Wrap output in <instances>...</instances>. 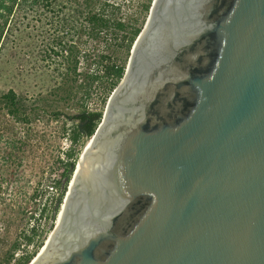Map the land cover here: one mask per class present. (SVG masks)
Instances as JSON below:
<instances>
[{
  "label": "water",
  "instance_id": "95a60500",
  "mask_svg": "<svg viewBox=\"0 0 264 264\" xmlns=\"http://www.w3.org/2000/svg\"><path fill=\"white\" fill-rule=\"evenodd\" d=\"M90 139L29 264H264V0H153Z\"/></svg>",
  "mask_w": 264,
  "mask_h": 264
},
{
  "label": "rangeland",
  "instance_id": "374dc122",
  "mask_svg": "<svg viewBox=\"0 0 264 264\" xmlns=\"http://www.w3.org/2000/svg\"><path fill=\"white\" fill-rule=\"evenodd\" d=\"M112 2L115 7L107 10L116 20L126 21L128 28L145 26L150 10L143 6L148 0ZM34 23L35 19L20 17L8 24L13 32L0 39V95L12 89L38 102L32 122L16 124L8 117L9 128L0 127V155L6 146H23L22 163L0 174V264H18L41 241L37 254L44 246L57 221L58 214L53 220L52 210L59 192L53 186L60 179L66 152L79 151V159L86 141L85 137L80 143L71 141L72 129L78 124L73 116L82 108L104 113L111 96L104 93L109 81L106 67L123 62L127 67L130 57L121 40L125 31L110 28L93 36L85 25L77 34L36 35ZM61 37L74 53L71 58L59 53ZM75 60L77 76L72 72ZM91 75L99 79L92 82L87 78ZM53 112H60V117L54 118ZM28 238H33L31 244Z\"/></svg>",
  "mask_w": 264,
  "mask_h": 264
},
{
  "label": "trees",
  "instance_id": "16d2710c",
  "mask_svg": "<svg viewBox=\"0 0 264 264\" xmlns=\"http://www.w3.org/2000/svg\"><path fill=\"white\" fill-rule=\"evenodd\" d=\"M153 0H148V3L143 6L145 11L150 10ZM115 3L112 0H0V39L6 36L8 33H12L9 23L14 24L20 17L26 18L31 21L36 20L34 23L33 31L36 35H44L51 33L56 36L66 34H77L83 26L87 25L90 34L93 36L100 35L104 31L110 28H114L118 31H125L122 37V43L125 47L126 55L130 56L131 49L138 35L142 31V26H131L128 28L126 21L116 20L112 13L108 12V8H114ZM26 29V28H25ZM25 31V30H24ZM60 41V54L65 56L66 59L71 58L74 53L70 48H67V43L64 38ZM54 53H57L53 48ZM77 64L74 61V67L72 72L77 76ZM126 70V62L113 63L106 67L105 75L108 77V86L105 88L106 96H110L115 88L119 85L124 77ZM87 78L93 82L99 79L97 75L87 76ZM34 105H38V102L27 99L25 96L18 95L14 90L10 89L8 92L0 95V108L3 114L0 117V127L8 129L10 124L8 117L18 123H29L33 121V112L35 110ZM54 118H59L60 112H53L51 114ZM103 117V111H86L82 108L81 112L74 119L78 121V124L71 132V141L74 143H80L81 138L85 135L92 136ZM86 121V124L81 125ZM9 125V126H8ZM82 129L84 132H82ZM79 151L73 149L66 152L67 159L63 162V170L61 172L60 179H58L53 186L59 193L55 199V206L52 210V218L55 219L59 214L61 204L65 197L67 187L71 181L74 168L78 160ZM23 155V146L13 144L12 146H6L3 148L0 158L3 159L4 165L0 166V174H7L10 172L9 168H13L16 164L21 162ZM7 169H6V168ZM0 183V188H1ZM52 225L48 229V232L52 230ZM33 238H28V243H32ZM43 241H41L34 251L28 252L19 258L18 264H29L30 261L37 255L38 248L41 247ZM19 246H15L14 250ZM13 254L9 259L13 258Z\"/></svg>",
  "mask_w": 264,
  "mask_h": 264
},
{
  "label": "bare ground",
  "instance_id": "6f19581e",
  "mask_svg": "<svg viewBox=\"0 0 264 264\" xmlns=\"http://www.w3.org/2000/svg\"><path fill=\"white\" fill-rule=\"evenodd\" d=\"M92 144H93L92 139L86 141V143L84 144L83 152H82V155H81V157H80V162H79V164H78V166H79V171H80L81 166H82V164H83V161H84L85 155L87 154V152H88V150H89V148L91 147ZM58 215H59V214H58ZM55 226H56V225H55ZM46 241H47V240H46ZM44 245H45V244H44ZM42 248H43V247H42ZM40 251H41V250H40ZM40 251H39V252H40Z\"/></svg>",
  "mask_w": 264,
  "mask_h": 264
},
{
  "label": "flooded vegetation",
  "instance_id": "af4514ba",
  "mask_svg": "<svg viewBox=\"0 0 264 264\" xmlns=\"http://www.w3.org/2000/svg\"><path fill=\"white\" fill-rule=\"evenodd\" d=\"M84 124H86V121L85 122H83L81 125H84ZM83 130V129H82ZM83 137H85V139H86V135L85 136H83ZM87 141V140H86ZM86 141H85V143H86ZM84 143V144H85ZM83 147H84V145H83ZM83 151V150H82ZM76 167V166H75ZM74 170H75V168H74Z\"/></svg>",
  "mask_w": 264,
  "mask_h": 264
}]
</instances>
